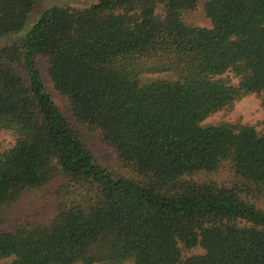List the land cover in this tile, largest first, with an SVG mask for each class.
<instances>
[{"label":"trees","instance_id":"16d2710c","mask_svg":"<svg viewBox=\"0 0 264 264\" xmlns=\"http://www.w3.org/2000/svg\"><path fill=\"white\" fill-rule=\"evenodd\" d=\"M37 3L0 0V40H15L0 46V264H264V129L205 123L250 95L264 110V0H204L209 27L183 19L198 0L30 21ZM52 185V217L21 203Z\"/></svg>","mask_w":264,"mask_h":264},{"label":"rangeland","instance_id":"374dc122","mask_svg":"<svg viewBox=\"0 0 264 264\" xmlns=\"http://www.w3.org/2000/svg\"><path fill=\"white\" fill-rule=\"evenodd\" d=\"M94 3V0H38L33 13L29 17L30 21H34L36 16L40 14L45 9L52 6H68L74 8H83L90 6ZM184 21L188 24L196 27H209V20L204 14V0H198L196 8L190 12H187L183 16ZM29 24L25 25L24 31L29 28ZM12 39H2L0 40V46H6L12 44ZM37 63L42 72L43 81L46 90L49 92L50 96L53 98L54 102L57 104L61 112L70 116L69 105L66 100L61 97L58 92L54 89L50 78L46 72V65L42 59H38ZM234 82H236L234 80ZM236 120H241L251 125H255L258 130L264 129V110L261 107L260 100L255 95H250L239 102L235 103L233 109L229 112H219L208 118L205 123L213 124L218 122H232ZM88 141L89 147L94 154L95 158L99 163L104 165L110 172L116 176L128 177L129 173L124 169L118 162L115 153L104 147L99 138L95 134H90ZM12 145V137L6 134H0V148H7ZM224 176L220 175V179ZM53 185L40 190H31L27 192L23 197L22 204L27 207L35 206L39 209L40 214L45 218L52 217L56 212V198L54 197ZM21 216L22 212H17L15 214H9L13 219L15 216ZM11 218V219H12ZM12 219V220H13ZM200 253L201 250H197Z\"/></svg>","mask_w":264,"mask_h":264}]
</instances>
